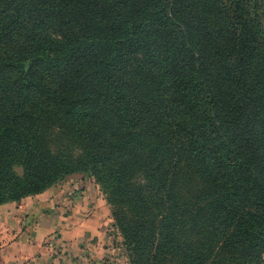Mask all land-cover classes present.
I'll list each match as a JSON object with an SVG mask.
<instances>
[{
  "label": "trees",
  "instance_id": "obj_1",
  "mask_svg": "<svg viewBox=\"0 0 264 264\" xmlns=\"http://www.w3.org/2000/svg\"><path fill=\"white\" fill-rule=\"evenodd\" d=\"M199 1L0 0V206L83 173L128 264H264V0Z\"/></svg>",
  "mask_w": 264,
  "mask_h": 264
},
{
  "label": "crops",
  "instance_id": "obj_2",
  "mask_svg": "<svg viewBox=\"0 0 264 264\" xmlns=\"http://www.w3.org/2000/svg\"><path fill=\"white\" fill-rule=\"evenodd\" d=\"M38 196L41 194L35 198ZM8 206H0V264H100L117 252V257L126 259L123 247L119 249L115 243L111 246L107 240L114 226L104 208H97L90 216L73 211L58 220L51 216L52 208H46L49 204L40 201L30 210L19 209V216L14 215L19 219V227L13 228L7 224L11 216L3 218ZM55 210L58 212L60 208ZM115 233L117 236L116 230Z\"/></svg>",
  "mask_w": 264,
  "mask_h": 264
},
{
  "label": "rangeland",
  "instance_id": "obj_3",
  "mask_svg": "<svg viewBox=\"0 0 264 264\" xmlns=\"http://www.w3.org/2000/svg\"><path fill=\"white\" fill-rule=\"evenodd\" d=\"M198 1L199 0H184V3H191L190 6H188L187 8L189 10L190 9L192 10L197 7ZM200 1H199L200 3H204L206 5V9H208L209 12L211 11V9L214 10V8L217 7V4L214 0H200ZM197 10L199 11L198 7ZM166 107H167L166 103L155 104L152 113L155 114L154 118L156 120H160L162 118V111H165ZM13 171L16 175H21L23 172L21 163L19 162V157L14 163ZM36 196H32L31 199H28L24 203H22L21 200L18 202L6 203L9 206L7 207V212L3 211L4 213L3 218L5 219V215H8V217L11 216L7 219L8 220L7 224L10 223L11 226H13V228H18L19 219L14 218L15 217L14 215L19 216V209L30 210L32 208L37 207L40 201L43 202L46 201L47 204H49V206L46 208L50 209L51 207L53 211L51 212L52 214L51 216L57 218L58 220H60V216L62 217L63 215V217H67L68 215L73 213V211H76V213L78 214H83L84 216H90L92 212L95 211L97 208H100V210L104 208V210L108 211L110 219L112 223H114L111 216V206L107 201L108 198L107 192L104 189H102L98 184H96L93 178L87 177L83 173H76L73 175H69L65 177L60 183L51 187L46 192L42 193L41 196L35 198ZM55 208H60V211L55 212L56 211ZM44 212H48V211H44ZM100 218L101 217H99V219ZM21 219L24 220L23 217ZM25 222L26 221H24V223ZM3 224H5V222ZM20 225H22V223ZM109 229L111 228L109 227ZM113 230L114 232L111 233L114 234L116 230L115 227L113 228ZM113 234L109 236V239H107L108 242L110 243L111 246L115 243L117 244V246L119 245L118 246L119 249L122 248L123 247L122 236L118 233L117 236L116 233L114 235ZM105 245L106 244H104V247H106ZM117 254H113L112 258L107 257L106 259L100 261V264H128L126 261L127 258L125 259L123 257H117L116 256Z\"/></svg>",
  "mask_w": 264,
  "mask_h": 264
}]
</instances>
